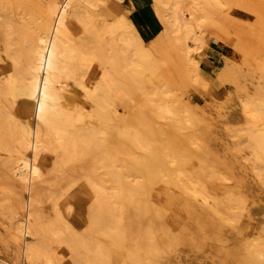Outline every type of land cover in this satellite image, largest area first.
Instances as JSON below:
<instances>
[{
    "label": "bare ground",
    "instance_id": "obj_1",
    "mask_svg": "<svg viewBox=\"0 0 264 264\" xmlns=\"http://www.w3.org/2000/svg\"><path fill=\"white\" fill-rule=\"evenodd\" d=\"M120 4L0 0V213L29 264H128Z\"/></svg>",
    "mask_w": 264,
    "mask_h": 264
},
{
    "label": "rangeland",
    "instance_id": "obj_2",
    "mask_svg": "<svg viewBox=\"0 0 264 264\" xmlns=\"http://www.w3.org/2000/svg\"><path fill=\"white\" fill-rule=\"evenodd\" d=\"M118 12L121 13V4L117 6ZM97 13V12H96ZM117 11L111 10V15L116 14ZM83 16V10L81 8H78V13L70 14L69 15V21H68V27L71 32L74 33V35L81 39L84 36V32H82V27H80V18ZM108 18H111L109 16ZM104 39H108L107 35L103 36ZM43 203V202H42ZM9 223V220L0 213V264H29L27 262H24L22 260V256L20 255L18 246V238L16 239L17 235L10 236L9 231L7 228V225ZM59 251V250H58ZM66 254V249L60 250L58 252L59 257H63L60 259V263L62 264H68V257L64 256ZM109 264H117L114 260V258L110 257L108 259Z\"/></svg>",
    "mask_w": 264,
    "mask_h": 264
}]
</instances>
